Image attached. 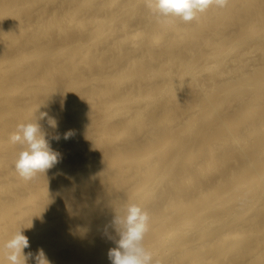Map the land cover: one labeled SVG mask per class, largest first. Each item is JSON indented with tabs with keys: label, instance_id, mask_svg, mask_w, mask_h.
Listing matches in <instances>:
<instances>
[{
	"label": "bare ground",
	"instance_id": "1",
	"mask_svg": "<svg viewBox=\"0 0 264 264\" xmlns=\"http://www.w3.org/2000/svg\"><path fill=\"white\" fill-rule=\"evenodd\" d=\"M37 120L59 162L26 181L10 136ZM124 200L153 264H264V0L187 24L146 0H0V264L19 228L28 264H111Z\"/></svg>",
	"mask_w": 264,
	"mask_h": 264
},
{
	"label": "clouds",
	"instance_id": "2",
	"mask_svg": "<svg viewBox=\"0 0 264 264\" xmlns=\"http://www.w3.org/2000/svg\"><path fill=\"white\" fill-rule=\"evenodd\" d=\"M229 0H146V7L157 23H167L170 18H178L184 23L195 20L199 14L210 7L223 10L227 8ZM47 116L42 113L40 119ZM48 124L55 128L57 121L49 117ZM71 131L63 135L69 139ZM52 139L59 141L60 135ZM10 141L20 145L14 161V167L21 178L33 180L38 174H45L59 162V154L55 152L46 138V133L38 123H21L10 136ZM110 227L114 228L116 237L108 233V238L114 240L116 247L109 250L111 264H153V254L144 246V240L150 227V215L135 202L124 200L115 204ZM108 226H106L107 228ZM25 228L17 229L3 244V250L8 264H28L33 259V253L25 254L29 247L28 237L23 234ZM35 264H51L43 249H39L34 256Z\"/></svg>",
	"mask_w": 264,
	"mask_h": 264
}]
</instances>
